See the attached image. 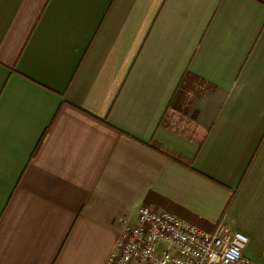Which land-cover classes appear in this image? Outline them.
I'll return each mask as SVG.
<instances>
[{"label":"crops","instance_id":"crops-1","mask_svg":"<svg viewBox=\"0 0 264 264\" xmlns=\"http://www.w3.org/2000/svg\"><path fill=\"white\" fill-rule=\"evenodd\" d=\"M142 207L264 264V0H0V264H110Z\"/></svg>","mask_w":264,"mask_h":264},{"label":"built area","instance_id":"built-area-1","mask_svg":"<svg viewBox=\"0 0 264 264\" xmlns=\"http://www.w3.org/2000/svg\"><path fill=\"white\" fill-rule=\"evenodd\" d=\"M247 244L239 233L221 227L208 232L171 213L142 207L133 222L122 220L110 264H252L243 256Z\"/></svg>","mask_w":264,"mask_h":264}]
</instances>
